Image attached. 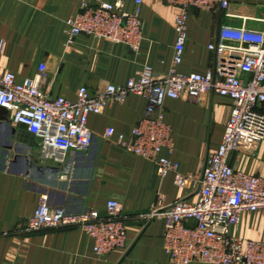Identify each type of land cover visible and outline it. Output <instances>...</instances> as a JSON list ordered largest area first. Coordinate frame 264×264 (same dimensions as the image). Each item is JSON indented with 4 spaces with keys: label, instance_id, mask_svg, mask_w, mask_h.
<instances>
[{
    "label": "crops",
    "instance_id": "1",
    "mask_svg": "<svg viewBox=\"0 0 264 264\" xmlns=\"http://www.w3.org/2000/svg\"><path fill=\"white\" fill-rule=\"evenodd\" d=\"M116 1L123 2L126 12L135 9L136 0H0V75L11 73L19 83L38 76L47 95L74 101L82 87L93 92L103 83L124 85L145 66L156 77L165 74L174 54L176 9L160 0H140L143 37L137 52L86 36L65 46V21L83 4ZM226 1L232 16L257 15L262 3ZM223 26L237 28L241 22L223 14L189 11L180 73L204 75L215 69L218 58L208 46ZM246 27L264 31V23L247 22ZM230 110L231 101L216 94H209L203 105L165 100L164 120L172 130L173 152L163 150L162 156L177 163L180 174L199 175L208 155L221 144ZM149 113L145 99L130 96L123 104H109L101 114L90 115L91 148L67 153L61 164L41 161L35 139L30 141L22 126L0 122V264H170L163 221L155 219L146 226L145 218L159 200L167 205L181 199L194 202V189L176 186L173 174L160 177L154 164L124 152L115 142L120 134L129 138L133 126ZM108 128L114 137L103 140ZM229 164L236 172L264 178V141L242 138ZM41 199L69 213L100 215L109 201L118 202L125 248L96 257L93 240L76 227L24 232ZM229 235L264 242L262 213H242Z\"/></svg>",
    "mask_w": 264,
    "mask_h": 264
},
{
    "label": "built area",
    "instance_id": "2",
    "mask_svg": "<svg viewBox=\"0 0 264 264\" xmlns=\"http://www.w3.org/2000/svg\"><path fill=\"white\" fill-rule=\"evenodd\" d=\"M176 9L175 45L170 69L156 77L145 66L124 85L100 84L93 92L80 88L74 101L52 98L41 87L40 77L17 82L11 73L0 75V108L9 113L8 123L22 126L33 136L41 161L61 164L69 152H87L94 141L87 126L90 115H99L109 104H123L130 96L146 100L149 115L143 117L126 138L120 134L116 145L126 153L157 167L160 177L173 174L175 185L192 187L196 200L181 199L171 204L157 201L151 213L164 223V250L170 264H264V242L242 240L229 235L244 212H261L264 217V178L234 171L229 158L239 150L244 137L264 141V31L246 27L247 22L264 23V0L254 16H232L226 0H160ZM197 10L234 17L237 28L220 27L208 46L218 63L204 75L182 74L187 41L189 11ZM141 1L133 12L123 2L83 4L77 15L65 21V46L78 36L125 45L137 52L142 42ZM209 94L231 101L229 118L216 153L208 155L199 175L180 174L178 164L162 156L173 152L172 130L164 120L167 99L203 105ZM114 137L108 128L103 140ZM76 227L93 240L96 257H104L126 246L122 207L109 201L104 215L95 211L69 213L50 207L41 199L24 232Z\"/></svg>",
    "mask_w": 264,
    "mask_h": 264
},
{
    "label": "water",
    "instance_id": "3",
    "mask_svg": "<svg viewBox=\"0 0 264 264\" xmlns=\"http://www.w3.org/2000/svg\"><path fill=\"white\" fill-rule=\"evenodd\" d=\"M8 117H9V113L7 111H5L3 108H0V122L5 123L6 125H8ZM30 141H33V136L28 135ZM156 219L155 216L150 217L149 219L146 220V226H148L149 224H151L154 220ZM145 226V227H146ZM136 240L132 243V245L128 248V250L126 251L125 255L123 256V258L127 255V253L130 251V249L133 247V245L135 244ZM122 258V259H123Z\"/></svg>",
    "mask_w": 264,
    "mask_h": 264
}]
</instances>
